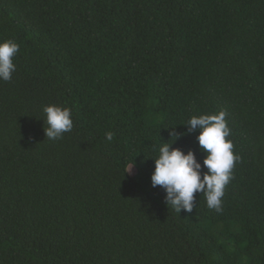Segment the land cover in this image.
<instances>
[{
  "label": "trees",
  "instance_id": "16d2710c",
  "mask_svg": "<svg viewBox=\"0 0 264 264\" xmlns=\"http://www.w3.org/2000/svg\"><path fill=\"white\" fill-rule=\"evenodd\" d=\"M6 40L0 264H264V0H0ZM51 105L72 113L56 140ZM221 112L222 210L198 192L177 212L153 159L168 142L203 163L185 125Z\"/></svg>",
  "mask_w": 264,
  "mask_h": 264
},
{
  "label": "clouds",
  "instance_id": "9594fccd",
  "mask_svg": "<svg viewBox=\"0 0 264 264\" xmlns=\"http://www.w3.org/2000/svg\"><path fill=\"white\" fill-rule=\"evenodd\" d=\"M19 48V44L12 40L0 43V80L12 79V73L16 70L13 61ZM43 111L46 115L44 132L47 139H60L64 133L72 130L71 109L51 105ZM185 126L188 134L199 131L197 141L201 151L206 154L203 163L198 161L194 151L185 153L174 148L175 143H163L158 157L153 159L155 170L151 176L152 186H159L165 191L167 205L177 212H192L198 192L203 193L208 208L220 212L221 198L232 179L234 164L239 160L233 154L232 141L226 139L230 130L226 126L225 113L193 116ZM170 135L177 137L176 141L180 138L175 131H170ZM107 139H112V133L107 134Z\"/></svg>",
  "mask_w": 264,
  "mask_h": 264
}]
</instances>
